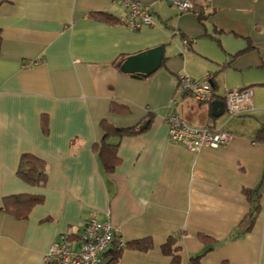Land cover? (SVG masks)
<instances>
[{
    "label": "crops",
    "instance_id": "1",
    "mask_svg": "<svg viewBox=\"0 0 264 264\" xmlns=\"http://www.w3.org/2000/svg\"><path fill=\"white\" fill-rule=\"evenodd\" d=\"M122 1L0 0V264H44L62 233L75 250L91 210L119 227L117 264H191L209 246L202 236L216 244L200 264H264V0H188L183 12L173 0H134L153 12L137 30L119 22ZM155 47L162 62L149 75L120 70ZM182 74L211 76L212 101L252 88V106L236 116L189 97L175 107L189 124L228 131L224 145L192 152L169 141L163 117ZM102 120L142 129L109 140L119 158L111 172L93 150ZM24 153L45 161L44 186L17 175ZM257 186L260 212L241 233L243 189ZM25 193L42 197L25 218L3 209ZM169 237L175 250L165 253ZM143 238L152 248L131 246Z\"/></svg>",
    "mask_w": 264,
    "mask_h": 264
},
{
    "label": "built area",
    "instance_id": "2",
    "mask_svg": "<svg viewBox=\"0 0 264 264\" xmlns=\"http://www.w3.org/2000/svg\"><path fill=\"white\" fill-rule=\"evenodd\" d=\"M122 2L126 13L120 18L121 23L132 30L152 24L153 12L149 6L134 0ZM173 3L181 12L191 7L188 0H173ZM175 95L163 117L168 126V139L171 143L198 152L203 147L217 148L230 140V133L221 127L189 124L175 111V107L185 97L196 103L211 102L214 97L211 76L193 78L187 74L179 75ZM252 98L253 91L250 87L230 89L223 96L225 110L230 116L240 115L252 106ZM114 243L117 249L126 245L120 236L119 227L109 220H100L98 212L91 210L84 220L78 247L72 250L69 247L68 234L62 233L51 244L44 264H103L107 251Z\"/></svg>",
    "mask_w": 264,
    "mask_h": 264
},
{
    "label": "trees",
    "instance_id": "3",
    "mask_svg": "<svg viewBox=\"0 0 264 264\" xmlns=\"http://www.w3.org/2000/svg\"><path fill=\"white\" fill-rule=\"evenodd\" d=\"M189 10H192V8L190 7ZM90 17L98 21L116 22V20L110 14L103 12L90 13ZM201 17V11H199V18ZM101 127L104 131L103 137L100 142L94 143L93 150L97 153V156L100 159L105 170L107 172H111L114 169L115 165L118 163L119 158L116 155L117 143H111L109 140L111 138H117V140H119L124 136L137 134L142 131V129L139 125H133L129 127H115L105 120L101 121ZM263 134L264 128L260 127V129L258 130V136H262ZM17 175L30 185L42 187L45 185L47 179L46 163L44 160L33 154L24 153L20 156L19 159ZM243 192L248 202L249 210L243 219V224L245 225L241 233L247 232L252 228L261 209L260 200L262 197L260 186H257L255 188H245L243 189ZM41 200L42 197L40 195L26 193L14 194L5 197L3 209L17 218H25L29 210ZM176 238L177 237H169L168 241L162 246L165 253H172V251L175 250V248L171 247L172 244H174V242L176 241ZM201 239L205 244H208L209 246L201 254L191 257V264H200L199 260L201 259V257L214 247L210 244H216V242L211 241L209 238L202 236ZM152 245L153 243L150 238H143L131 243V246L141 251H146L152 248ZM110 250L111 257L104 264H117L120 249H117L114 243L109 248L107 253Z\"/></svg>",
    "mask_w": 264,
    "mask_h": 264
},
{
    "label": "water",
    "instance_id": "4",
    "mask_svg": "<svg viewBox=\"0 0 264 264\" xmlns=\"http://www.w3.org/2000/svg\"><path fill=\"white\" fill-rule=\"evenodd\" d=\"M162 62V48L155 47L147 51L132 55L124 59L120 64L119 68L123 72L132 73L136 72L142 76L149 75L155 71ZM212 107L214 115L218 116L224 111V103L221 100L212 101ZM147 124L144 123L142 127H145Z\"/></svg>",
    "mask_w": 264,
    "mask_h": 264
}]
</instances>
